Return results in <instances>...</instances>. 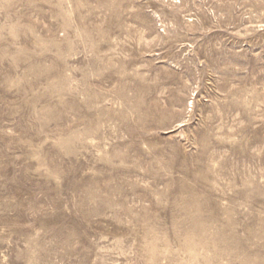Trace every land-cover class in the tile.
I'll use <instances>...</instances> for the list:
<instances>
[{"label": "rangeland", "instance_id": "obj_1", "mask_svg": "<svg viewBox=\"0 0 264 264\" xmlns=\"http://www.w3.org/2000/svg\"><path fill=\"white\" fill-rule=\"evenodd\" d=\"M0 264H264V0H0Z\"/></svg>", "mask_w": 264, "mask_h": 264}]
</instances>
